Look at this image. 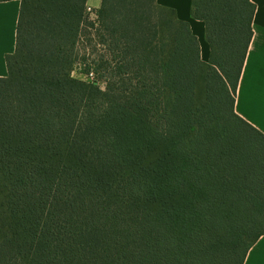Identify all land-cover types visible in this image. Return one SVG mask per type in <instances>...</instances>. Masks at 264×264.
<instances>
[{"label":"trees","instance_id":"trees-1","mask_svg":"<svg viewBox=\"0 0 264 264\" xmlns=\"http://www.w3.org/2000/svg\"><path fill=\"white\" fill-rule=\"evenodd\" d=\"M254 10L192 0L203 61L155 0H101L95 20L86 0H20L0 76V264H243L264 234V133L233 108Z\"/></svg>","mask_w":264,"mask_h":264},{"label":"crops","instance_id":"crops-1","mask_svg":"<svg viewBox=\"0 0 264 264\" xmlns=\"http://www.w3.org/2000/svg\"><path fill=\"white\" fill-rule=\"evenodd\" d=\"M101 0H86V12L95 16ZM159 5L174 9L177 18L189 24L197 37L200 57L207 61L209 44L205 39V25L191 15L192 0H155ZM255 5L250 40L234 100V111L264 133V0H251ZM20 0H0V76H6L5 56L15 49L16 27ZM243 264H264V234L250 246Z\"/></svg>","mask_w":264,"mask_h":264},{"label":"rangeland","instance_id":"rangeland-1","mask_svg":"<svg viewBox=\"0 0 264 264\" xmlns=\"http://www.w3.org/2000/svg\"><path fill=\"white\" fill-rule=\"evenodd\" d=\"M88 16H89V18H90L91 20H95V18H96V15H95V16H94V15L90 16V15L88 14ZM95 27H96V25H95ZM96 48L98 49V48H100V47L96 46ZM207 61H208V60H207ZM71 75H72L73 77H75V78L82 79V80L90 79L89 77L87 78V77L81 72V69L78 67V65H76V66L73 68V70L71 71ZM93 77H94V76H93ZM99 85L102 86V83L99 82Z\"/></svg>","mask_w":264,"mask_h":264},{"label":"built area","instance_id":"built-area-1","mask_svg":"<svg viewBox=\"0 0 264 264\" xmlns=\"http://www.w3.org/2000/svg\"><path fill=\"white\" fill-rule=\"evenodd\" d=\"M88 77H89L90 79H93V78H94L92 73H90Z\"/></svg>","mask_w":264,"mask_h":264}]
</instances>
